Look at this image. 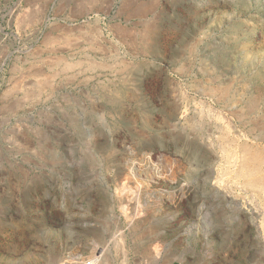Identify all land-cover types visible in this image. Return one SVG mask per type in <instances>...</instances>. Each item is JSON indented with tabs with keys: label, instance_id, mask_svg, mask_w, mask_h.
<instances>
[{
	"label": "rangeland",
	"instance_id": "374dc122",
	"mask_svg": "<svg viewBox=\"0 0 264 264\" xmlns=\"http://www.w3.org/2000/svg\"><path fill=\"white\" fill-rule=\"evenodd\" d=\"M100 253L264 264V0H0V264Z\"/></svg>",
	"mask_w": 264,
	"mask_h": 264
},
{
	"label": "built area",
	"instance_id": "2783aa9c",
	"mask_svg": "<svg viewBox=\"0 0 264 264\" xmlns=\"http://www.w3.org/2000/svg\"><path fill=\"white\" fill-rule=\"evenodd\" d=\"M102 254L92 257L66 258L61 264H107L102 261ZM138 264H151L147 259H140Z\"/></svg>",
	"mask_w": 264,
	"mask_h": 264
},
{
	"label": "bare ground",
	"instance_id": "6f19581e",
	"mask_svg": "<svg viewBox=\"0 0 264 264\" xmlns=\"http://www.w3.org/2000/svg\"><path fill=\"white\" fill-rule=\"evenodd\" d=\"M184 111V110H183Z\"/></svg>",
	"mask_w": 264,
	"mask_h": 264
}]
</instances>
